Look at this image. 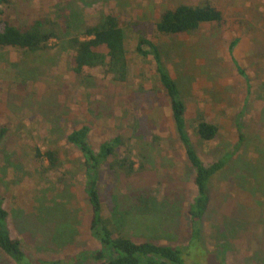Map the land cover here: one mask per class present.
Segmentation results:
<instances>
[{"label": "rangeland", "instance_id": "rangeland-1", "mask_svg": "<svg viewBox=\"0 0 264 264\" xmlns=\"http://www.w3.org/2000/svg\"><path fill=\"white\" fill-rule=\"evenodd\" d=\"M205 3L222 11L221 23H204L178 36L156 31L164 10ZM106 14L115 15L125 33L124 82L98 70L77 75L71 51L61 45L42 52L0 48V198L11 236L32 264H93L98 250L107 252L89 230L84 158L66 140L85 125L93 149L120 136L116 155L128 156L135 168L125 175L109 167L110 160L102 165L103 216L116 213L119 231L137 242H189L194 170L173 128L169 100L157 85L153 56L136 51L144 37L159 46L163 64L179 83L187 129L201 158L210 163L237 147L214 179L196 261L264 264V0H11L3 17L19 25L50 18L69 37ZM234 39V57L246 76L229 57ZM199 119L217 124L215 139L200 140L193 129ZM36 148L53 150L56 166L37 161ZM144 191L161 224L129 231L122 212L134 211L132 199ZM0 264L15 263L0 249Z\"/></svg>", "mask_w": 264, "mask_h": 264}, {"label": "trees", "instance_id": "trees-1", "mask_svg": "<svg viewBox=\"0 0 264 264\" xmlns=\"http://www.w3.org/2000/svg\"><path fill=\"white\" fill-rule=\"evenodd\" d=\"M11 0H0V48H18L23 51H46L53 46L61 45L71 51L72 70L81 75L85 70H98L115 82H124L128 74V58L125 33L118 18L113 14L104 15L99 22L87 25L79 33L66 36L56 21L50 18H37L26 25H19L4 18L5 9ZM223 13L210 3L192 6L180 4L175 8L164 10L155 22L156 31L162 35L178 36L196 30L204 23H221ZM70 26V25H68ZM238 39H234L228 46L229 57L233 60L240 75L246 76L245 71L238 65L234 57V50ZM53 43V44H52ZM148 47L149 51L144 48ZM136 51L146 56L150 53L155 62L157 85L160 86L170 103V114L175 131L183 146L185 155L194 170L193 183L196 194L187 207L189 217V242L183 246L158 244L150 238L134 241L123 235L113 218L105 217L102 213V201L98 187L99 173L102 165L112 161L109 167L122 169L125 175L135 171L134 163L128 156L117 157L116 148L121 145V137L115 136L110 141H102L97 149L88 143V127L72 130L66 135L69 144L77 147L84 158L85 184L84 193L90 206L89 230L91 235L100 241L107 249L98 250L93 255V264H188L190 258L193 264H200L196 257L201 253L202 220L210 200L213 197L214 179L223 171L236 152L234 149L210 163L205 162L197 152L194 142L187 129L185 111L186 106L178 81L169 73L162 62L159 46L148 38H140ZM219 127L215 123L199 119L193 128L200 140L212 141L218 134ZM4 130H1V133ZM242 133L239 130L237 145L242 143ZM235 151V152H234ZM37 161H48L46 168L56 166L53 150L35 149ZM151 194L147 191L135 195L132 209L122 212L121 220L127 224L129 231L140 232L153 230L161 224L156 216L158 212L149 210ZM116 212V211H115ZM8 211L3 207L0 198V249L7 254L15 264H32L18 239L13 238L6 224ZM41 264H60L58 260L41 261Z\"/></svg>", "mask_w": 264, "mask_h": 264}]
</instances>
